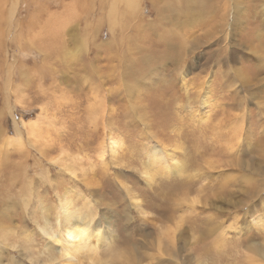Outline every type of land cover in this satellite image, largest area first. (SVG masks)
Masks as SVG:
<instances>
[{
    "label": "rangeland",
    "instance_id": "1",
    "mask_svg": "<svg viewBox=\"0 0 264 264\" xmlns=\"http://www.w3.org/2000/svg\"><path fill=\"white\" fill-rule=\"evenodd\" d=\"M205 1L0 0V264H66L62 198L95 230L72 264H264V0ZM166 33L162 92L114 80Z\"/></svg>",
    "mask_w": 264,
    "mask_h": 264
},
{
    "label": "bare ground",
    "instance_id": "2",
    "mask_svg": "<svg viewBox=\"0 0 264 264\" xmlns=\"http://www.w3.org/2000/svg\"><path fill=\"white\" fill-rule=\"evenodd\" d=\"M122 1H126V4L128 5V7L130 8L131 12L132 10L135 12L138 10V3L137 0L133 1V0H122ZM141 1V0H140ZM189 1L190 0H186V4H184L181 8L183 10H186L188 12H192V9L189 5ZM212 2L213 0H207L205 1V8H204V13H209L210 15H214L215 12V8L210 5L209 9H208V4L209 2ZM210 2V3H211ZM220 2V1H219ZM138 3V4H137ZM155 3V2H154ZM181 4V3H180ZM179 3H177L176 8L178 9V6L180 5ZM155 5V4H153ZM219 6V5H218ZM113 9H115V7H113ZM138 12H136L137 14ZM235 13V12H234ZM224 15V14H223ZM136 16V15H135ZM213 31V30H212ZM171 32V31H170ZM167 34V33H166ZM176 34V33H175ZM168 35V34H167ZM171 35H173V33H171ZM168 35L165 39V47L164 49H161L160 51H150V52H142L141 53H137L135 52H127V51H122L123 53H120L121 56V60H119L117 66L113 67L114 71L113 74L115 73V77L114 80H118V81H125V87L127 90H135L138 87L139 82L144 79V78H152L150 79V83L146 84L145 88H152V90H155V92L157 91L156 86L158 85L159 80H162V76H159V78H156V76L154 77L155 74L159 75L160 71L163 72H167L169 75H173V77L176 76V74H172V69L175 67V69H173V73H175L176 69H178L180 67V43L177 44L175 42V39L173 36ZM176 37V36H175ZM258 37V36H257ZM255 38V37H254ZM261 38V37H260ZM256 40V39H255ZM254 40V41H255ZM69 45V44H68ZM245 45V44H244ZM257 45V44H256ZM127 47V46H126ZM163 47V46H162ZM124 48V46H123ZM185 48V46H184ZM259 48V47H258ZM261 48V47H260ZM259 48V49H260ZM67 49V48H65ZM160 49V48H159ZM80 50V49H79ZM84 50V49H83ZM124 50V49H123ZM65 51V50H64ZM82 51V49H81ZM186 51V50H185ZM63 52V51H62ZM70 53V52H69ZM154 53H159L158 55L154 54ZM182 54V53H181ZM184 54V53H183ZM251 55V54H250ZM64 56L66 58V54L64 53ZM69 57V55H67ZM260 56V55H259ZM113 56H109V59H112ZM90 58V57H89ZM259 58V57H258ZM264 58V57H263ZM231 59V58H230ZM264 61V59H262ZM126 61V63H125ZM262 62V61H261ZM260 62V63H261ZM259 63V64H260ZM263 63V62H262ZM264 64V63H263ZM186 67V66H185ZM9 69V68H8ZM8 72V71H7ZM10 72V70H9ZM13 73V72H12ZM12 73H8L9 75H11ZM111 74V75H113ZM166 74V73H165ZM180 75V74H179ZM178 75V76H179ZM101 76H103V74L101 73ZM171 77V76H170ZM8 78V77H7ZM27 78V77H26ZM166 77H163V80ZM169 78V79H172ZM179 78V77H176ZM11 79V78H10ZM8 80V79H7ZM146 80V79H145ZM167 80L168 83V79ZM164 80V81H165ZM128 81H131L132 83V87L128 85ZM159 81V82H158ZM7 82V81H6ZM5 82V84H6ZM11 82V81H10ZM152 82V83H151ZM13 83V82H12ZM13 85V84H12ZM8 86V85H7ZM10 87V86H9ZM4 88H6L4 86ZM165 88V87H164ZM164 88H159L160 90L157 92H162L164 90ZM18 89V88H17ZM10 90V89H9ZM7 90V91H9ZM16 91V90H15ZM144 93H146L144 91ZM144 93L140 94L144 95ZM97 96V95H96ZM144 103V102H143ZM144 105V104H143ZM140 107H142L140 105ZM144 107V106H143ZM93 108H94V112H96V119L97 121H103L105 119V114L107 113V106L106 103L103 104H94L93 103ZM141 110V109H140ZM135 112V111H134ZM100 113V114H99ZM40 118V117H39ZM41 119V118H40ZM18 122V121H17ZM34 122V120H33ZM23 124V123H22ZM25 125V123H24ZM30 128L35 132L36 129V125L34 123H30ZM26 126V125H25ZM39 129V128H38ZM20 131V130H18ZM28 131V130H27ZM38 132V131H37ZM21 135V131L17 132ZM36 133V132H35ZM18 134V136H19ZM179 134V133H178ZM37 135V134H35ZM34 135V137H36ZM17 136V137H18ZM22 136V135H21ZM20 136V137H21ZM19 137V138H20ZM34 137H32L34 139ZM23 140V139H22ZM7 141V140H6ZM16 141V140H15ZM19 141V140H18ZM21 141V140H20ZM25 142V140H23ZM12 142V139H8L7 144ZM112 143L117 144L118 141L112 140ZM13 144V143H12ZM10 143V145H12ZM23 143H21L22 146ZM25 144V143H24ZM9 145V144H8ZM20 146V145H19ZM116 148V147H115ZM115 148H112V150H114ZM23 150V149H22ZM103 151V155H105V149H102ZM155 151V150H153ZM103 155H101L103 157ZM157 159V158H156ZM159 159V158H158ZM6 162V161H5ZM177 162V161H176ZM179 162V161H178ZM187 164V163H186ZM184 165L185 163L179 162L175 165H173L174 167H176L179 171H184ZM172 166V167H173ZM169 167V165H168ZM170 168V167H169ZM175 168V169H176ZM169 171V170H168ZM171 171V170H170ZM176 171V170H175ZM10 172V171H9ZM177 172V171H176ZM150 173V172H149ZM179 173V172H177ZM152 174V173H151ZM247 174V173H246ZM250 176V175H249ZM253 176V175H252ZM244 177V176H243ZM242 177V178H243ZM248 177V176H247ZM150 178V177H149ZM154 178V177H153ZM244 179V178H243ZM251 183L249 184L252 188L255 186V179H252L251 177L247 178ZM243 181V180H242ZM247 183V181H245ZM181 184V183H180ZM179 184V186H180ZM178 185V184H177ZM176 184L174 185H170V188L168 191H176L177 189L182 188L181 186H177ZM248 185V186H249ZM164 189V188H163ZM165 190V189H164ZM166 192V191H165ZM164 192V193H165ZM170 193V192H169ZM66 198V197H65ZM70 199V198H69ZM43 201V200H42ZM72 202V201H71ZM70 201L64 200V198H62V205H61V214L59 216V220H60V228L62 230L61 233V237L64 238L65 244H63V252L61 253L62 257H66V264H72L70 263L71 260H73L74 258H76V253L77 252H85V251H91L90 253H95L96 249L95 247H93L92 245L89 244V242H87L90 237L95 233V230L92 229L90 231V224H91V220H87L88 218L87 215L81 216L80 213L77 212V208H75L74 210H70ZM46 206V205H45ZM43 216V215H42ZM50 220V219H49ZM46 222V221H45ZM205 229L207 226H204ZM94 228V227H93ZM210 231L211 228H208ZM207 230V229H206ZM208 230V232H209ZM44 234H50V232H48L47 227H44V229L42 230ZM54 231V230H53ZM98 231V230H97ZM205 232V230H204ZM52 233V232H51ZM5 235V234H4ZM51 235V234H50ZM164 235V234H163ZM54 237V235H52ZM51 236V237H52ZM59 236V235H58ZM171 236V235H170ZM99 237V236H98ZM102 237H105L104 234L102 233ZM57 238V237H55ZM54 239V238H53ZM58 239V238H57ZM56 240V239H55ZM160 244V243H159ZM257 249V248H256ZM50 255V254H49ZM93 256V255H91ZM100 257V256H99ZM128 258H131V254L127 255ZM124 258H126V254H124ZM127 258L128 263L130 262V260ZM49 259H54L53 258H49ZM100 259V258H99ZM50 260V261H51ZM53 261V260H52ZM77 262V261H76ZM97 264H104L102 262L96 261ZM127 263V264H128ZM135 263V262H134ZM16 264H20V263H16ZM133 264V263H132Z\"/></svg>",
    "mask_w": 264,
    "mask_h": 264
}]
</instances>
